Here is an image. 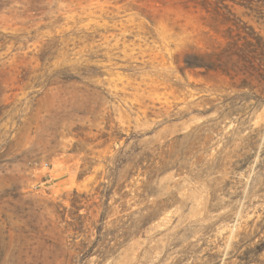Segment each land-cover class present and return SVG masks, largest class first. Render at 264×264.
Segmentation results:
<instances>
[{
    "label": "rangeland",
    "instance_id": "rangeland-1",
    "mask_svg": "<svg viewBox=\"0 0 264 264\" xmlns=\"http://www.w3.org/2000/svg\"><path fill=\"white\" fill-rule=\"evenodd\" d=\"M248 37L264 0H0V264H264Z\"/></svg>",
    "mask_w": 264,
    "mask_h": 264
},
{
    "label": "trees",
    "instance_id": "trees-1",
    "mask_svg": "<svg viewBox=\"0 0 264 264\" xmlns=\"http://www.w3.org/2000/svg\"><path fill=\"white\" fill-rule=\"evenodd\" d=\"M252 38H254V37H252ZM254 39L256 40V43L252 42V40H250L249 37L246 38V45L248 47L253 48V49L261 48V55L264 57V40L261 37H256ZM252 59H253V57L252 58L247 57V56L244 57V61L248 62L249 64H251ZM257 67H259V68H257ZM261 67H263V65H258V66H256V65H244L245 70H247L246 72H244V74L249 73L250 76H253V73H251L250 70L256 71V69H258V71H261L260 70ZM261 69H263V72H261L260 74L264 78V67ZM244 81H246V79ZM258 253H260V251H258Z\"/></svg>",
    "mask_w": 264,
    "mask_h": 264
}]
</instances>
